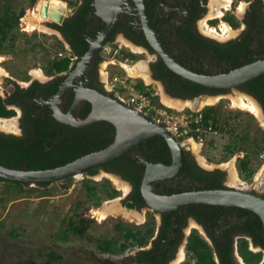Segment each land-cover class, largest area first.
Wrapping results in <instances>:
<instances>
[{
    "label": "flooded vegetation",
    "instance_id": "1",
    "mask_svg": "<svg viewBox=\"0 0 264 264\" xmlns=\"http://www.w3.org/2000/svg\"><path fill=\"white\" fill-rule=\"evenodd\" d=\"M210 1L107 0L99 8L96 0H70L66 2L68 11L61 24L50 18H43L42 9L36 8L44 30L32 31L35 35L31 34L27 38L28 42L24 40L25 45L34 40L38 42L30 45L29 49L26 46L22 53H47V62L36 73L33 69L20 73V79H15L3 66L16 52L19 32L27 34L30 31L23 19L26 9L17 13L11 12L10 16H20L15 19V25L8 30V37L0 47V69L4 72L0 70V97L5 109L13 114L8 117L0 116V121H11L14 128L0 129V135L10 140L11 146L19 147L24 155L34 153L36 156H48L59 153L65 158L67 152L83 157L106 149L115 142L117 127L107 118L85 123L93 116L96 101V98L85 92H98L136 110L126 102L127 93L131 90L126 91L122 83L112 89L114 77L125 81L135 92L146 95L154 108L156 104L153 102L156 99L158 104L165 107L162 111L166 113V108L173 109L165 104L162 100L164 97L179 101L186 108L187 102L196 103L199 99H216L218 102L230 99L231 93L236 91L250 97L264 115L262 103L247 86L252 81L234 90L199 85L168 68L162 55L152 47L148 34H153L156 43L182 68L206 76L224 75L264 60L262 0H240L239 7L233 6L234 0L230 4L227 0H213L212 5ZM243 3L244 7L241 8ZM210 9V17H213L207 18ZM233 9L242 11L241 18H238L240 31L236 36L231 24H224L231 32L225 33L221 27L223 18L235 14ZM3 14L1 12L0 17ZM115 17V29L105 45L84 74L77 77L70 90L58 99L60 88L75 73L91 45L99 42ZM211 30L215 34L212 32V35ZM43 32V37L47 33L51 35L54 43L61 42L65 54L44 49L43 40L38 38ZM84 45L88 49L81 54ZM112 46L120 47L113 49ZM68 58L71 65L67 71L51 72V68L59 60ZM109 58L118 63L110 61L111 65L118 68L113 77L108 71L110 66L106 65V70H102ZM143 58L148 60V64L145 69H138L140 78H133L127 68H134ZM141 84L143 89L140 88ZM193 86L206 89L196 91ZM79 97L82 103L72 111ZM101 105L105 106V103ZM205 109L195 112L202 113ZM58 112L66 117L70 116L68 123L58 120ZM144 116L166 127V123L155 119L152 113ZM209 131L211 132V128ZM176 139L180 143L188 144L184 147L186 167L176 178L153 182L151 188L155 196L219 189L239 190L229 184L224 170L211 164L206 157L198 158L189 149L190 141L196 138L190 136L188 139ZM239 159L240 157L237 164ZM27 163L28 160H23L17 169H26ZM172 163V153L166 141L161 137H153L123 156L84 172V181L80 185L86 186L91 181L92 185L103 190L110 185V192L116 190L118 196L110 198L106 193H101V201L107 199L110 204L118 199L119 208L117 212L106 209L105 218L98 212L80 214L75 209L72 210L67 228L56 235L60 241L69 243V247L62 249L63 252L76 256L70 264H251L249 260L252 254L260 253L262 259L257 264H264V225L253 211L237 206L192 203L180 209L162 212L147 204L141 188L148 166H169ZM218 180L220 184L217 187L215 182ZM98 181L102 182L95 185ZM51 184L37 185L45 188ZM86 195L87 200L98 205L97 199L91 198L87 189ZM75 241L80 246L75 245ZM56 249H61L60 245L51 244L45 256L40 253L39 262L31 259L24 263L35 261L41 264H58L63 257L57 255Z\"/></svg>",
    "mask_w": 264,
    "mask_h": 264
},
{
    "label": "rangeland",
    "instance_id": "2",
    "mask_svg": "<svg viewBox=\"0 0 264 264\" xmlns=\"http://www.w3.org/2000/svg\"><path fill=\"white\" fill-rule=\"evenodd\" d=\"M46 1L49 2L51 0H0V15L1 12H4L7 8L12 9L11 12L13 13L26 9V15L23 19L24 22H27L28 24V21L32 20L30 19L31 17L34 15L39 16V11H37L36 8L42 9ZM62 1L69 2L70 0ZM262 2L264 4V0H262ZM240 3V0H234L233 6L239 7ZM212 4L213 0L210 1V5ZM245 5L246 8L247 3H245ZM53 9H56L55 3ZM233 11L235 14L230 17L228 16L223 18L221 27L224 24H231L233 26V17H236L237 19L241 18L242 11H240V9H233ZM210 15L211 9L208 12L207 18L213 17H210ZM39 18L41 19L40 16ZM32 27L33 26L28 27L30 31ZM233 29V32H235L234 36H236L240 31V26L238 28L233 27ZM19 33L20 36L17 40L16 52L14 51L15 54H13V58H11V60L6 62V65L3 66L15 79H20V73H24L27 69H33L36 73L38 69L42 68L46 64L48 57L47 53L44 54L40 51L32 52V54H23L22 52L26 46V48L29 49L30 45H33L34 42L38 41L33 39L34 41H30L31 44L26 43L25 45L24 40L28 42L29 40L27 38L30 37L31 34H35L32 32L27 34L22 32ZM43 34L44 32L40 33L39 35L41 36L38 38L43 40L42 46L44 49L48 51L54 50V53L65 54L61 45L52 41L50 34L46 33L45 37L42 36ZM114 47L119 49L120 46H112L113 49ZM108 61L109 62L103 65L102 70H106L104 69L106 65L110 66L108 71L111 77H113L117 73L118 68L115 65H111L110 61L111 63H118L116 60L111 58H109ZM137 64H143L146 66L148 64V60L143 58ZM128 69L129 68H127V71ZM0 70L3 72V69ZM137 77L140 78V76H135V78ZM245 96L233 91L231 96H229L230 99L226 98L221 100V102H218L215 99L212 104L205 105L200 108V110L203 108L214 107L218 111L220 121H222L223 125L227 117L230 118L231 124H239L241 129L238 133L239 135L246 137L245 146L247 148L250 146L249 149L252 157L251 168L255 171L252 178L247 179L242 176L236 162L239 157H244V152H238L231 157L228 156L227 146L232 143L233 136H231V134H229L226 130L224 132L216 133L210 132L209 130L207 132L201 131L199 138H202V140H199L197 137L195 140H191V146L189 149H192L198 158L203 159V157H206L210 159L211 164H214L224 170L230 185L239 190L251 192L261 196L264 195V154L257 155L255 145L256 143H263L264 140V115L262 111L261 116H259L258 114L254 115L250 113L246 109L239 107L231 108L234 106V99L242 98L247 102H251V98ZM162 100L164 101L163 98ZM189 103L190 102H187V107L184 108V106L182 109H174V107L169 106L173 109V113H170V115L178 116L176 121L179 126L182 123L184 124L187 120L183 117L184 115L189 117L192 115L190 117L192 121L196 119V112L194 110H192L193 112L190 110L193 107ZM236 104H238L237 101ZM189 110L191 113L188 112ZM3 125L4 124H2V126ZM231 168H234L237 175V178L235 179H231ZM75 177L76 178H74L73 181L71 178L65 179L60 183H52L45 188L39 187L37 184H26L24 187L26 191L24 192L13 185L0 182V264H20L31 259L39 262L40 253L45 256L50 245L54 243H58V245H60L61 249H56V252L58 253L57 255L63 257V260H59L58 264H70V262L76 258L73 254H66L63 252L62 249H64V247H69V243L60 241V238H57L56 236L57 233H60L62 230L67 228L68 217L70 213H72V210L75 209L74 211L80 214H91V211L94 213L98 212L99 215L105 217L107 215L104 213L106 212L105 210L114 205H118L119 201L116 199L111 201L109 204V201L104 199L98 205H93L90 200H87L86 188L84 184L80 185V182L84 181L82 178L83 176L78 175ZM90 182L91 181H89V184L94 186ZM100 182L102 181H98L95 185H98ZM74 184L77 186H74ZM98 214H96V216H98ZM13 232L17 236H12ZM75 242V245L80 246L77 241ZM78 264L82 263L78 262Z\"/></svg>",
    "mask_w": 264,
    "mask_h": 264
},
{
    "label": "water",
    "instance_id": "3",
    "mask_svg": "<svg viewBox=\"0 0 264 264\" xmlns=\"http://www.w3.org/2000/svg\"><path fill=\"white\" fill-rule=\"evenodd\" d=\"M100 8L107 3V0H96ZM54 3L56 9H53ZM68 5L62 0L46 1L42 8V17L50 18L61 24L66 18ZM117 23V17L109 23L108 28L98 43L91 45L90 50L78 64L75 73L66 80L58 92V99H61L71 88L77 77L82 76L93 61L96 54L105 45V41L112 34ZM148 34V33H147ZM152 47L158 51L168 68L188 80L208 88L236 89L250 81L264 75V60H258L251 64L237 68L230 73L219 76H206L195 74L182 68L164 51L159 43H156L155 36L148 34ZM84 94V93H83ZM85 94L96 98L95 112L85 123L93 122L98 118H107L117 127V138L113 144L106 149L93 154L80 157L66 165L47 170H26L8 168L0 163V178L29 185L40 183H60L62 180L82 175L90 168L98 167L115 160L130 150L153 137H161L168 144L173 163L167 165H149L142 185V194L147 204L155 210L162 212L180 209L192 203L237 206L249 209L256 213L264 225V197L251 192L236 189H219L188 192L172 196L157 197L152 193V184L158 180H167L178 177L186 167L184 147L187 143H180L174 135L163 125L153 122L137 110L124 105L118 100L104 96L95 91L86 90ZM79 97L72 111L81 105ZM105 103V106L101 105ZM197 111L195 107L192 109ZM56 117L64 123H68L70 116H64L59 112Z\"/></svg>",
    "mask_w": 264,
    "mask_h": 264
},
{
    "label": "trees",
    "instance_id": "4",
    "mask_svg": "<svg viewBox=\"0 0 264 264\" xmlns=\"http://www.w3.org/2000/svg\"><path fill=\"white\" fill-rule=\"evenodd\" d=\"M242 1H251V0H242ZM10 8H7L4 10V14L0 17V47L3 46L4 40L8 37V30L12 29L13 26L15 25L16 18L20 15H13L10 16L11 13ZM83 18V15L81 16ZM233 27L238 28L240 26V21L236 18L233 17ZM61 47L63 48L62 43L60 42ZM84 50L81 52V54L85 53L88 49L87 45H84ZM71 65V60L64 59V60H59L52 68L51 72L55 70V72H64L67 71L70 68ZM250 87L251 91L257 96V98L260 100L264 107V77H259L258 79L252 81V83H249L247 85ZM141 89L144 88V86L141 84L140 86ZM194 90L196 91H201L205 90L206 88L201 87V86H193ZM156 104V108L162 110V108L165 109V107L161 106L156 102V99L153 102ZM156 110V109H155ZM155 110L152 111V115H155L156 112ZM167 112H173L172 110L166 108ZM191 113V111H188ZM13 112L7 111L2 103V98L0 97V116L2 117H8ZM202 115L201 121L200 122H193L191 124V133L190 136H193L194 138H198V136L201 135L200 132H197V129L200 127L203 129V131L207 132L211 128V132H224L225 130L228 131L231 136H233V141L231 144H228L227 146V154L229 157L235 155L238 152H244L245 155L243 158L239 159L238 163V168L240 171V174L244 176L247 179L252 178L254 175V169L251 168V163H252V157L250 154V146L247 148L245 145L246 142V137L239 135L238 131L241 129L239 124L235 123V125L230 123V118L227 117V119L224 122V125L222 124V121H220L219 118V113L215 108H207L200 113ZM227 128V129H224ZM200 133V134H199ZM239 137V138H238ZM10 140L5 138L4 136L0 135V163L3 164L4 166L8 168H14L17 169L23 162V160H28V165L26 167L27 170H46V169H51L55 167H60L63 165H66L78 158H80V154H73V153H67L65 152V158H63V155L54 154V155H48V156H41L36 154H31V155H24L22 153V150L19 147H13L10 145ZM16 143V142H15ZM108 145V144H107ZM256 148V153L257 155L264 154V140L263 143H256L255 145ZM60 152V151H59ZM73 179V178H72ZM0 182H5L8 183L9 185H13L19 190H22L23 192L26 191L24 187L26 186L25 183H20V182H15V181H10V180H5L0 178ZM217 183V187L220 184L219 180ZM38 185L42 186H47V183H40ZM85 188L88 190L89 196L91 198H96L97 199V204L102 199V194L101 193H106L107 196L110 198H114L118 196V191L114 190L113 193L110 192L111 186H107L106 190L99 189L96 186H91L89 184H86ZM12 236H17L12 233ZM262 259V254H252V257L250 258L249 262L251 264H257L260 262ZM24 264H41L37 263L35 261L27 262Z\"/></svg>",
    "mask_w": 264,
    "mask_h": 264
},
{
    "label": "built area",
    "instance_id": "5",
    "mask_svg": "<svg viewBox=\"0 0 264 264\" xmlns=\"http://www.w3.org/2000/svg\"><path fill=\"white\" fill-rule=\"evenodd\" d=\"M122 83V86L125 88L126 91L131 90V92L127 93V100L126 102L130 103L135 107L136 110L141 112L144 115H148L149 113H152L153 110H155L156 114L154 115L155 119L158 121H164L166 123V128L176 137V138H182V139H188L190 137V133L192 128L190 127L193 122H200L202 115L198 112H196V119L191 120L189 116H183L187 120L180 126L177 124L178 122L176 119L178 118L177 115H170L169 112H164L160 109H157L156 107H152L150 99L139 92H135L134 88L127 85L125 81H121L119 77H114L113 83H112V89L116 88L118 84ZM175 114V113H174ZM189 117V118H188ZM189 119V121H188ZM184 128V129H182ZM203 131L202 128H198L197 132Z\"/></svg>",
    "mask_w": 264,
    "mask_h": 264
},
{
    "label": "bare ground",
    "instance_id": "6",
    "mask_svg": "<svg viewBox=\"0 0 264 264\" xmlns=\"http://www.w3.org/2000/svg\"><path fill=\"white\" fill-rule=\"evenodd\" d=\"M232 0H227V2L230 4ZM244 7V4H242L241 8ZM217 15V14H216ZM33 16V15H32ZM30 19L32 20H29L28 21V24H27V30H29L28 27L30 26H33L31 31H36V30H39V31H42L44 30V27L42 26V24L40 23V18L38 17V15H34L33 17H31ZM30 22V23H29ZM222 30L227 33V32H231V29L227 26V25H223L222 26ZM213 30L210 31V33H212ZM214 33V32H213ZM212 33V35H213ZM233 33V32H232ZM231 33V34H232ZM215 34V33H214ZM235 34V33H234ZM146 66H144L143 64H139L137 66H135L134 68H129V73L133 76H138L139 75V72H138V69H142L144 68L145 69ZM146 74V73H145ZM142 76H143V73H142ZM1 77V76H0ZM146 79H148L147 76H145ZM149 80V79H148ZM165 103H167L170 107H174V108H177V109H182L185 105L179 101H173V100H169L168 98H163ZM235 101L233 102L234 104V107H239V108H242V109H246L247 111H249L250 113L254 114V115H259L261 116V110L260 108L258 107V105L254 102V101H251V102H247L245 101L244 99L242 98H239V99H234ZM214 100L213 99H202V100H199V101H196V103H192L190 102L189 104L192 105V107H196L198 109L204 107L205 105H208V104H212ZM236 101L238 102V104H236ZM186 103V102H185ZM2 124H4L2 126ZM13 126V122H7V121H3L1 122L0 121V129H4V130H10V129H13L14 127ZM231 179H235L237 178V175L235 173V170L234 168H231ZM80 174H77L76 176H78ZM235 182V181H234ZM116 183H118V181L116 180ZM119 184V183H118ZM120 186V185H119ZM118 208H119V203L118 205H114L110 208L107 209V211H114V212H117L118 211ZM106 211V212H107ZM104 212V213H106ZM123 212V211H122ZM107 214V213H106ZM104 214V215H106ZM105 218V217H103Z\"/></svg>",
    "mask_w": 264,
    "mask_h": 264
},
{
    "label": "clouds",
    "instance_id": "7",
    "mask_svg": "<svg viewBox=\"0 0 264 264\" xmlns=\"http://www.w3.org/2000/svg\"><path fill=\"white\" fill-rule=\"evenodd\" d=\"M73 177H75V176H73ZM76 178V177H75Z\"/></svg>",
    "mask_w": 264,
    "mask_h": 264
}]
</instances>
